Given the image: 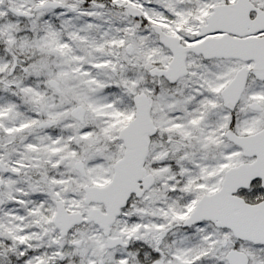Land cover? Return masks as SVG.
I'll list each match as a JSON object with an SVG mask.
<instances>
[{
  "label": "snow or ice",
  "instance_id": "snow-or-ice-1",
  "mask_svg": "<svg viewBox=\"0 0 264 264\" xmlns=\"http://www.w3.org/2000/svg\"><path fill=\"white\" fill-rule=\"evenodd\" d=\"M0 264H264V0H0Z\"/></svg>",
  "mask_w": 264,
  "mask_h": 264
}]
</instances>
